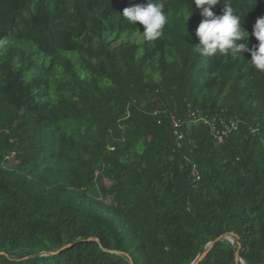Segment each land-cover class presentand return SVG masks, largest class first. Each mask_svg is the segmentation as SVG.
Instances as JSON below:
<instances>
[{
    "label": "trees",
    "instance_id": "16d2710c",
    "mask_svg": "<svg viewBox=\"0 0 264 264\" xmlns=\"http://www.w3.org/2000/svg\"><path fill=\"white\" fill-rule=\"evenodd\" d=\"M146 3L0 0V264H264V72L201 56L192 0L147 41ZM230 3L254 48L264 0Z\"/></svg>",
    "mask_w": 264,
    "mask_h": 264
},
{
    "label": "clouds",
    "instance_id": "9594fccd",
    "mask_svg": "<svg viewBox=\"0 0 264 264\" xmlns=\"http://www.w3.org/2000/svg\"><path fill=\"white\" fill-rule=\"evenodd\" d=\"M203 18L198 25L195 35L199 44L196 51L204 57H213L217 53L236 61L243 53L249 52L251 61L248 64L255 70L264 72V18L257 19L252 35L259 42L257 46L249 49L247 41L249 34L242 27L240 15L234 12L230 0H223L222 15H215L212 9L221 3V0H192ZM193 15L191 6L182 12L184 27ZM123 17L128 23L137 22L143 26L142 35L147 41H155L163 35V30L170 23V16L165 11V0H147L146 4H139L125 8ZM245 41V43H238ZM6 41L0 40V45Z\"/></svg>",
    "mask_w": 264,
    "mask_h": 264
},
{
    "label": "built area",
    "instance_id": "2783aa9c",
    "mask_svg": "<svg viewBox=\"0 0 264 264\" xmlns=\"http://www.w3.org/2000/svg\"><path fill=\"white\" fill-rule=\"evenodd\" d=\"M189 118L194 122H203L204 125L208 126L209 131L216 139L218 143H221L225 137H227L231 132L235 131L237 128V122L235 121H225L224 119H218L216 117H200L198 113L191 112ZM174 134L178 139H181L182 135L179 132L178 128L181 126L179 119L173 120ZM231 237V236H230ZM231 244H234L232 237Z\"/></svg>",
    "mask_w": 264,
    "mask_h": 264
},
{
    "label": "water",
    "instance_id": "95a60500",
    "mask_svg": "<svg viewBox=\"0 0 264 264\" xmlns=\"http://www.w3.org/2000/svg\"><path fill=\"white\" fill-rule=\"evenodd\" d=\"M207 251H205L196 261H194L192 264H199L202 259L205 257ZM235 261L238 263L239 258H238V251L235 253ZM129 264H133L131 260H129Z\"/></svg>",
    "mask_w": 264,
    "mask_h": 264
},
{
    "label": "rangeland",
    "instance_id": "374dc122",
    "mask_svg": "<svg viewBox=\"0 0 264 264\" xmlns=\"http://www.w3.org/2000/svg\"><path fill=\"white\" fill-rule=\"evenodd\" d=\"M103 184H104V186H105L106 188L110 187V183L107 182V181H104ZM103 201H107V203H108V202H110V198H109V197L103 198ZM225 240H227L229 243H231L230 240H232V237H230V236H229V237H226ZM242 264H243V263H242Z\"/></svg>",
    "mask_w": 264,
    "mask_h": 264
},
{
    "label": "bare ground",
    "instance_id": "6f19581e",
    "mask_svg": "<svg viewBox=\"0 0 264 264\" xmlns=\"http://www.w3.org/2000/svg\"><path fill=\"white\" fill-rule=\"evenodd\" d=\"M231 241V240H230Z\"/></svg>",
    "mask_w": 264,
    "mask_h": 264
}]
</instances>
